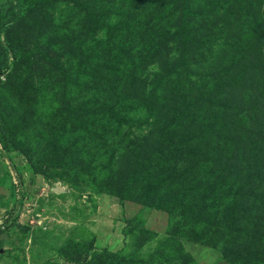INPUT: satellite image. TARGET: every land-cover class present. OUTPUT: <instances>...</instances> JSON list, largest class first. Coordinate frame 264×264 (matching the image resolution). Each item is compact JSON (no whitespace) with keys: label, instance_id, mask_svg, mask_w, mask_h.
Listing matches in <instances>:
<instances>
[{"label":"rangeland","instance_id":"rangeland-1","mask_svg":"<svg viewBox=\"0 0 264 264\" xmlns=\"http://www.w3.org/2000/svg\"><path fill=\"white\" fill-rule=\"evenodd\" d=\"M18 2L0 264H264V0Z\"/></svg>","mask_w":264,"mask_h":264},{"label":"trees","instance_id":"trees-1","mask_svg":"<svg viewBox=\"0 0 264 264\" xmlns=\"http://www.w3.org/2000/svg\"><path fill=\"white\" fill-rule=\"evenodd\" d=\"M18 1H20V0H18ZM17 1V10H15V12H9L7 15H6V21L5 22H3L2 24H0V32L1 31H3L4 33H5V35H7V31L9 30V28H10V24H11V22L13 21V20H15L18 16H19V14H20V11L19 10H21L20 8V2H18ZM24 0H22V2H23ZM26 1V0H25ZM35 2H39V0H34V2L33 3H35ZM13 8H14V5H12V7H11V9H10V11H12L13 10ZM183 8V7H182ZM186 8V7H185ZM184 10H186V9H184ZM16 11H19V12H16ZM186 14H189L188 12H187V10H186V12H185ZM186 14H184L183 16H182V18H181V21H182V23H181V32H183L184 34H186V30H187V26H188V23L186 22L187 21V17H186ZM8 15H9V18H8ZM8 18V19H7ZM260 36L258 35V40L260 39L259 38ZM6 42L4 41V45H3V47H4V52H8V50H9V48L11 49V51L13 52L14 51V46H13V42H12V40H11V38L9 37V36H6ZM59 68H62V67H60L59 66ZM2 70V68L0 67V71ZM76 69H72V71H71V73H76V71H75ZM79 72V71H78ZM61 74L62 75H64V78H66L67 77V79H69V74L66 72V75H65V71H64V69H62V71H61ZM72 80H73V78H72ZM67 89H69V87H67ZM114 112H116V111H114ZM6 128V130H5V132L4 133H6L7 135H8V139L10 140V141H12L13 143H14V141H15V138H14V131L12 130V129H10V127H8V126H6L5 127ZM0 140L2 141V144H3V146L4 147H7V139L6 138H3V136H2V132H0ZM16 146V145H15ZM32 166L36 169V171L37 172H40L41 171V168H40V162H32ZM42 172V171H41Z\"/></svg>","mask_w":264,"mask_h":264}]
</instances>
